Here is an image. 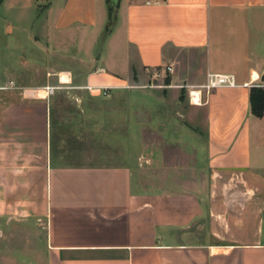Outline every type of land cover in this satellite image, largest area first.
<instances>
[{"label":"crops","instance_id":"obj_1","mask_svg":"<svg viewBox=\"0 0 264 264\" xmlns=\"http://www.w3.org/2000/svg\"><path fill=\"white\" fill-rule=\"evenodd\" d=\"M106 1L0 0L3 246L21 237L30 264H264V114L249 108L250 89L264 87V0H118L108 56L91 65L86 45L102 38ZM55 55L90 69L55 68ZM186 56L201 57L195 69ZM133 70L196 79L190 88L207 74L234 77L185 110L191 123L204 114L206 182L164 188L135 182L128 161H55L43 86L74 80L115 94Z\"/></svg>","mask_w":264,"mask_h":264},{"label":"rangeland","instance_id":"obj_2","mask_svg":"<svg viewBox=\"0 0 264 264\" xmlns=\"http://www.w3.org/2000/svg\"><path fill=\"white\" fill-rule=\"evenodd\" d=\"M102 32V38L86 45L96 49L91 65L94 57L101 54L104 62L108 56L103 39L108 35H103L104 29ZM200 58L194 59L198 62ZM53 59L55 68L84 73L90 69H82L76 60L56 55ZM183 59L186 65L190 62L192 69L196 68L192 57ZM190 83L197 80H175L163 70H133L125 88L102 96L95 89L80 87L74 80L68 85L49 81L42 89L54 92L48 98L53 103L54 138L59 140V144H54L55 161L64 165H113L128 161L133 163L135 182L160 183L164 188L178 185L186 189L196 182H206L201 135L204 114H195L191 123L185 110L192 105L191 91L201 92V104L207 94L203 91L205 83L199 88H190ZM58 150H63L61 156H57ZM2 242L0 237V264H22L23 260V264H30L29 254L19 253L23 249L21 237L10 240V249Z\"/></svg>","mask_w":264,"mask_h":264},{"label":"trees","instance_id":"obj_3","mask_svg":"<svg viewBox=\"0 0 264 264\" xmlns=\"http://www.w3.org/2000/svg\"><path fill=\"white\" fill-rule=\"evenodd\" d=\"M118 1V0H117ZM108 21L104 29L105 36L109 35L115 24V12L117 2L107 0ZM249 108L251 114L256 118H261L264 114V87H252L249 91Z\"/></svg>","mask_w":264,"mask_h":264},{"label":"built area","instance_id":"obj_4","mask_svg":"<svg viewBox=\"0 0 264 264\" xmlns=\"http://www.w3.org/2000/svg\"><path fill=\"white\" fill-rule=\"evenodd\" d=\"M167 71H171V67H167ZM234 87L235 86V79L232 75H220V74H207L206 81L203 87V91L206 94H209L211 91H213L216 88L219 87ZM9 89H15V86L12 82H9L7 85ZM98 93H100L102 96H107L109 91L107 89H95ZM53 90L50 88L45 89V97L48 98L51 95H53ZM199 95V102H200V96L201 92H198Z\"/></svg>","mask_w":264,"mask_h":264},{"label":"bare ground","instance_id":"obj_5","mask_svg":"<svg viewBox=\"0 0 264 264\" xmlns=\"http://www.w3.org/2000/svg\"><path fill=\"white\" fill-rule=\"evenodd\" d=\"M196 93H197V92H194V91L190 92L191 102H192V97H193L192 95H193V94H196ZM192 104H193V105H199V104H200V102H199V95H198V102H197V103H193V102H192Z\"/></svg>","mask_w":264,"mask_h":264},{"label":"water","instance_id":"obj_6","mask_svg":"<svg viewBox=\"0 0 264 264\" xmlns=\"http://www.w3.org/2000/svg\"><path fill=\"white\" fill-rule=\"evenodd\" d=\"M260 82H261V83H264V72H263V74H262V76H261V78H260Z\"/></svg>","mask_w":264,"mask_h":264}]
</instances>
